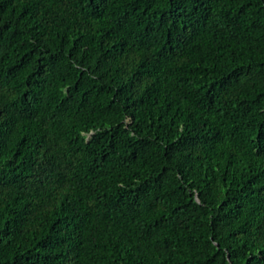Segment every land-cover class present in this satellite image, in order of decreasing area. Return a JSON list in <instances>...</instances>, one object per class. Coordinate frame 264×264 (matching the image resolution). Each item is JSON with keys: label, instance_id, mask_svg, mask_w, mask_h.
I'll return each instance as SVG.
<instances>
[{"label": "trees", "instance_id": "1", "mask_svg": "<svg viewBox=\"0 0 264 264\" xmlns=\"http://www.w3.org/2000/svg\"><path fill=\"white\" fill-rule=\"evenodd\" d=\"M0 264H264V0H0Z\"/></svg>", "mask_w": 264, "mask_h": 264}]
</instances>
